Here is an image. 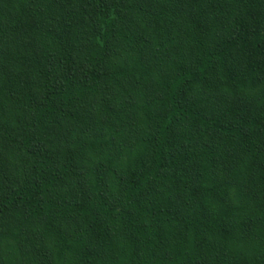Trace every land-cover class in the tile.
Returning <instances> with one entry per match:
<instances>
[{"label": "trees", "instance_id": "obj_1", "mask_svg": "<svg viewBox=\"0 0 264 264\" xmlns=\"http://www.w3.org/2000/svg\"><path fill=\"white\" fill-rule=\"evenodd\" d=\"M0 264H264V0H0Z\"/></svg>", "mask_w": 264, "mask_h": 264}]
</instances>
